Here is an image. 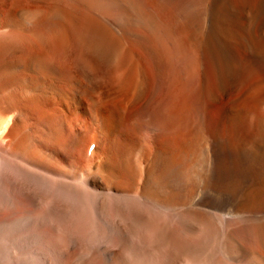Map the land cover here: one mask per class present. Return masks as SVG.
I'll return each mask as SVG.
<instances>
[{"label":"bare ground","instance_id":"bare-ground-1","mask_svg":"<svg viewBox=\"0 0 264 264\" xmlns=\"http://www.w3.org/2000/svg\"><path fill=\"white\" fill-rule=\"evenodd\" d=\"M1 185L21 264H264V0H0Z\"/></svg>","mask_w":264,"mask_h":264},{"label":"rangeland","instance_id":"rangeland-1","mask_svg":"<svg viewBox=\"0 0 264 264\" xmlns=\"http://www.w3.org/2000/svg\"><path fill=\"white\" fill-rule=\"evenodd\" d=\"M6 184V183H5ZM2 187V189H1ZM2 190H4V192L7 193V191L5 190V185H1L0 186V192H2ZM24 224H20L18 226V228H22L24 229L25 226L28 225L27 221L23 222ZM32 223V222H31ZM30 224V223H29ZM23 225V226H22ZM25 225V226H24ZM20 231H23V230ZM4 231L0 232V264H21V261H23L24 257L26 258L27 256H29V249L25 248L23 245H21L19 247V249L16 250V248L14 246L11 245V242L13 241L12 237L15 240V237L17 235V231H15V229L11 228V227H6L5 229H2ZM12 230V231H11ZM10 231L12 233H10ZM31 231V225L28 226V231L27 232H21V235L19 236V238H23L26 237V235ZM3 232V233H2ZM16 233V234H15ZM11 234V236H10ZM25 234V235H24ZM2 235V236H1ZM15 236V237H14ZM7 240V241H6ZM9 241V243H8ZM7 244V245H6ZM4 245V246H3ZM11 245V246H10ZM10 246V247H9ZM12 248V249H11ZM15 248V250H14ZM22 248V249H21ZM22 251V252H21ZM28 251V252H27ZM22 257V258H21ZM21 260V261H20ZM18 262V263H17Z\"/></svg>","mask_w":264,"mask_h":264}]
</instances>
